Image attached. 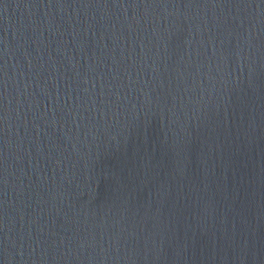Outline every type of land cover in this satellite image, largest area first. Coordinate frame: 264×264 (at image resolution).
<instances>
[{
    "label": "water",
    "instance_id": "1",
    "mask_svg": "<svg viewBox=\"0 0 264 264\" xmlns=\"http://www.w3.org/2000/svg\"><path fill=\"white\" fill-rule=\"evenodd\" d=\"M0 264H264V0H0Z\"/></svg>",
    "mask_w": 264,
    "mask_h": 264
}]
</instances>
